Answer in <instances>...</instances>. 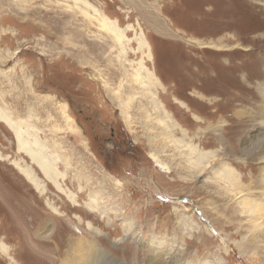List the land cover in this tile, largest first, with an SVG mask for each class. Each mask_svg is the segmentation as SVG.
I'll use <instances>...</instances> for the list:
<instances>
[{"label": "rangeland", "instance_id": "obj_1", "mask_svg": "<svg viewBox=\"0 0 264 264\" xmlns=\"http://www.w3.org/2000/svg\"><path fill=\"white\" fill-rule=\"evenodd\" d=\"M256 108L264 0H0V264H60L81 240L90 264H264L227 179L250 184Z\"/></svg>", "mask_w": 264, "mask_h": 264}, {"label": "bare ground", "instance_id": "obj_2", "mask_svg": "<svg viewBox=\"0 0 264 264\" xmlns=\"http://www.w3.org/2000/svg\"><path fill=\"white\" fill-rule=\"evenodd\" d=\"M95 13L99 17L97 19L98 22L100 23L99 25L101 27H107L114 34L115 39L117 41H120V39L123 37V32L120 31L114 23H112V24L110 23L108 25L106 22L107 21L106 18H104L101 14L97 13L96 11H95ZM144 45H146V44L143 43V41H142V43L140 42L139 48L140 49L144 48ZM148 58H150L149 55H148ZM137 76H138V74H137ZM150 78H153V75L151 73L147 74V79L149 81H150ZM150 82L153 83L152 81H150ZM141 85H144V81L141 82ZM155 85H156V83L154 85H152L153 88H155L154 87ZM131 93L133 94V89L129 93H127L126 104L129 101L130 102L133 101V99H132L133 95ZM125 95H126V93H125ZM122 101H124V100H122ZM157 104H154V107H153V111H154L156 117L157 118L158 117H166V116H164V112H163L164 110L161 111V109H160V111H159ZM124 106L127 107V105H124ZM255 110H256L254 113V114H256L255 117L262 118L264 112L261 111L259 108H256ZM120 112L123 115L128 128L131 129V123H130L128 115L126 114V112L124 110V107L122 108V110H120ZM242 115H243V113H242ZM245 126L251 127L253 129V131L254 130L256 131V134H257V136L255 135V137H253V138L251 137L253 140H251L249 138L250 144H249V140L244 143V145L245 144L247 145L246 148H243L242 150L240 149L241 152L243 154H245L247 156V158H249L245 162L241 161V162H243L241 166H244L245 169L249 170L250 184L247 188L242 189V187H239L236 184V182H234L232 179H230L232 176L231 174H230L231 176L227 177V179H228L230 186L233 187V189H236L237 191L239 190L238 191L239 195L242 194L241 196H243L246 194V196H248V198L243 199L244 200L243 203H239V205L241 207V213L244 214L245 217L248 219V222L250 224L251 229H255L256 231H258V233L260 235H262L263 239H264V120L258 121L257 119L252 118V119L248 120V122L245 124ZM167 127L169 130V133L163 132L164 134L166 133L165 136L166 135L168 136L169 134L173 135L172 130L174 128V125H172V126L167 125L166 129H167ZM170 127H172V129ZM238 127H239V129H242L244 126L242 124H240ZM166 129H162L161 131H165ZM239 132H241V131H239ZM239 132H237V134H239ZM219 140L221 141L222 139H219ZM162 144L165 145L163 142H162ZM238 144H239V141H238ZM162 148H164V147H162ZM258 148H260V151H258ZM157 151L158 150L151 148V150L149 152L150 158L154 161V164L156 165V167L158 169H160L161 171H163L165 173L169 172L168 176H170L171 171H172L170 165H168V162H166V160H163V158H162L163 156L159 153L160 151L159 152H157ZM247 152L250 154H248ZM31 155H32L31 158L35 162L40 164V166L42 167L46 176L49 177L50 179H54L55 175H53V171L48 166L49 164L44 162V161H41L42 157L39 154H37V153L35 154L34 152H32ZM206 155L207 154H201V153L197 154L195 156L194 166L196 167L197 165L201 164L202 161H204V159L207 158ZM255 162H258V163L256 164ZM25 174H26V176H29L28 173L25 172ZM30 181H32V179ZM201 209L203 210L204 216L207 219H209L213 223L214 227L216 228V222L210 218V216L208 215V213L206 212V210L203 207H201ZM181 221H183L184 223H187L188 226H191V227H194V226H192V224L194 223L196 228L198 227L200 231H203V230L206 231L204 226L201 223H199V221L197 220V218L195 216L191 217V221L193 223H189L190 221H188L184 218ZM48 235H49L48 233H45L44 238L47 237ZM254 238H255L254 241H257L258 238L256 235L254 236ZM65 247L67 248V250L65 251V257L60 260V264H90L89 262H90L91 258L93 257V254L95 252L94 246H92L91 243H88V242L85 243L84 240L83 241L81 240L78 243L75 241H73V242L71 241L70 243L68 242V244H66ZM152 258H153V256H152Z\"/></svg>", "mask_w": 264, "mask_h": 264}, {"label": "flooded vegetation", "instance_id": "obj_3", "mask_svg": "<svg viewBox=\"0 0 264 264\" xmlns=\"http://www.w3.org/2000/svg\"><path fill=\"white\" fill-rule=\"evenodd\" d=\"M112 134H113V136H112V138L111 137H109L108 139H103V141H105V142H107V143H111L112 145V147L114 148L113 150H114V152H117V151H119V148L121 147V146H123L124 144H121V146L119 147V144L118 145H116V141H115V139L113 138L115 135H114V131H113V129H112ZM114 141H113V140ZM120 140H122V139H120Z\"/></svg>", "mask_w": 264, "mask_h": 264}]
</instances>
